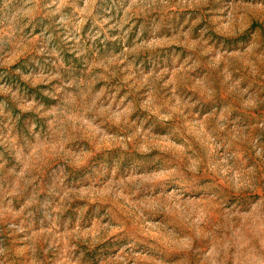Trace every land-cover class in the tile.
I'll use <instances>...</instances> for the list:
<instances>
[{
    "label": "rangeland",
    "instance_id": "obj_1",
    "mask_svg": "<svg viewBox=\"0 0 264 264\" xmlns=\"http://www.w3.org/2000/svg\"><path fill=\"white\" fill-rule=\"evenodd\" d=\"M0 264H264V0H0Z\"/></svg>",
    "mask_w": 264,
    "mask_h": 264
}]
</instances>
